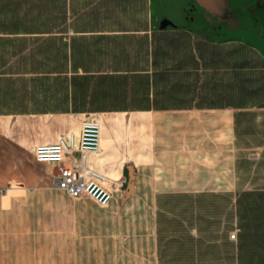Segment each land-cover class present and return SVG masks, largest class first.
I'll list each match as a JSON object with an SVG mask.
<instances>
[{
    "label": "crops",
    "instance_id": "crops-1",
    "mask_svg": "<svg viewBox=\"0 0 264 264\" xmlns=\"http://www.w3.org/2000/svg\"><path fill=\"white\" fill-rule=\"evenodd\" d=\"M245 1L0 0V264H264V30L186 11ZM87 120L104 207L34 157Z\"/></svg>",
    "mask_w": 264,
    "mask_h": 264
},
{
    "label": "built area",
    "instance_id": "built-area-1",
    "mask_svg": "<svg viewBox=\"0 0 264 264\" xmlns=\"http://www.w3.org/2000/svg\"><path fill=\"white\" fill-rule=\"evenodd\" d=\"M100 141V124L96 120H87L78 131H68L52 143L37 145L34 157L44 163L69 161L66 171L53 174L54 186L73 198L87 197L104 207L108 205L113 189L108 185L109 179L88 161L90 154L98 152ZM73 152L77 153L76 159H72ZM230 237L234 238L235 233H231Z\"/></svg>",
    "mask_w": 264,
    "mask_h": 264
},
{
    "label": "rangeland",
    "instance_id": "rangeland-1",
    "mask_svg": "<svg viewBox=\"0 0 264 264\" xmlns=\"http://www.w3.org/2000/svg\"><path fill=\"white\" fill-rule=\"evenodd\" d=\"M245 4H249L247 7H236L228 9L224 7L218 8H202L199 9L189 8L186 9L187 15H204L209 18L210 13H216L219 19H225L226 15H231V21H233L235 30H249L253 29L255 32L260 33L264 30V0H249L245 1ZM259 42V40H257ZM260 42H264V38H261Z\"/></svg>",
    "mask_w": 264,
    "mask_h": 264
},
{
    "label": "water",
    "instance_id": "water-1",
    "mask_svg": "<svg viewBox=\"0 0 264 264\" xmlns=\"http://www.w3.org/2000/svg\"><path fill=\"white\" fill-rule=\"evenodd\" d=\"M127 171H128V176L131 179L132 178V172H131V167L127 166Z\"/></svg>",
    "mask_w": 264,
    "mask_h": 264
}]
</instances>
